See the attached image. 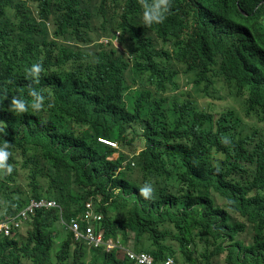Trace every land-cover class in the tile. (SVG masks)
Wrapping results in <instances>:
<instances>
[{
  "label": "trees",
  "instance_id": "obj_1",
  "mask_svg": "<svg viewBox=\"0 0 264 264\" xmlns=\"http://www.w3.org/2000/svg\"><path fill=\"white\" fill-rule=\"evenodd\" d=\"M140 7L138 0H0V121L7 132L0 133V145L11 143L13 171L22 172L25 183L22 198L13 201L22 206L27 196H46L72 202L84 190L116 182L130 188L151 182L162 190L178 186L181 171L189 186L212 189L244 221L228 218L227 230L208 223L198 233L206 236L196 256L190 246L196 243L187 236L192 212L184 207L170 230L154 223V204L143 209L151 221L141 214L122 219L124 204L115 198L104 206L105 234L132 238L135 249L158 261L172 255L182 264H215L212 256L225 251L227 264H264V0H172L171 14L150 27ZM114 28L121 48L99 43ZM38 61L44 72L39 84H31L26 71ZM220 78L231 92L232 83L237 92L248 86L262 109L245 112L257 119L250 124L233 109L223 112L219 119L233 123L211 138L215 115H198L192 95H212L209 88ZM185 80L190 91L180 100ZM30 87L45 97L43 109L10 111L14 96L30 105ZM96 136L118 140L132 156L107 158L113 150ZM219 158L227 164L224 171L220 163L214 166ZM125 160L126 170L115 177ZM12 176L2 177L0 192ZM59 218L56 209L37 211L28 240L0 251V264H130L107 253L88 259L71 233L61 238ZM248 224L252 240L245 244L238 236Z\"/></svg>",
  "mask_w": 264,
  "mask_h": 264
},
{
  "label": "clouds",
  "instance_id": "obj_2",
  "mask_svg": "<svg viewBox=\"0 0 264 264\" xmlns=\"http://www.w3.org/2000/svg\"><path fill=\"white\" fill-rule=\"evenodd\" d=\"M24 1L26 5H30V0ZM138 3L141 6L140 17H142V22L145 26L150 27L153 24H161L165 21L167 16L171 14L172 0H138ZM108 14L114 15L112 9L108 10ZM120 34V30L114 28L113 36L102 37L99 40V43L109 44L110 41L117 47L121 48L118 44V37ZM43 72V65L38 61L33 63L27 69L26 75L31 84H39L41 74ZM182 74L183 73H180L179 80ZM220 79H218L216 85L220 82L221 90H223L226 83ZM9 83H13V81L10 80ZM184 84H189L188 80L183 82L181 89ZM216 85H213L215 89L209 88L211 94L213 92L212 90H217ZM231 86L235 88L234 91H232V93H235V96L231 94L232 97H234L233 99L241 102L240 110H237L235 106L230 104L216 106L211 99H208V97L215 99H220L222 97L215 96L213 94L210 96L200 95V97L205 98V101L202 103H200L196 98L198 115L200 111L210 113L212 115L214 113L215 115H213L215 120L212 125V131H207L210 133L211 138L219 137L223 128L233 123L228 119H219L223 112H227L230 109L235 110L242 117L243 124L244 122H246V124L257 122L253 113L246 115L245 112L261 111L262 106L258 102L261 99L254 96L249 91L248 86H244L241 89V92H237L235 83H232ZM225 89L228 90L227 92H231L227 86ZM178 94V98L180 100L187 97L186 92L182 91ZM226 94L228 95V93ZM29 95L32 97L30 105L25 99L14 96L10 100L8 109L17 114H23L29 111V107H31L34 112L41 111L44 107L45 97L31 87ZM5 99H7V97H5ZM251 104L253 105L252 109L249 107ZM3 110L2 101H0V111ZM237 113L236 115H238ZM78 127L87 132L86 125L78 124ZM61 129L65 130L68 129V127H62ZM195 129L198 130V132L195 133V136L200 139L203 132L199 122L195 126ZM0 133L7 135L6 126L2 121H0ZM95 140L113 150L112 154L107 157L111 160L118 159L120 152H123L126 155L130 153L125 147L120 146L118 140L105 136H96ZM221 142L226 144L229 141L227 137H224ZM141 147L142 145L137 147L136 151L138 152L141 150ZM11 148V143L6 140L2 145H0V186L2 185V177L11 174L13 175L12 178L4 180L1 188L5 191V193L0 192V251H7L16 243L22 244L28 240L29 232L32 229L31 220L37 211L56 209L60 217L57 224H59V229L63 230L61 238L65 237L64 235L66 233H71L73 241L78 242L80 247H83L86 250L88 259L92 253H96L98 256H103L107 253L108 255L113 254L116 260L125 261L130 264H182L172 255H167L164 259L158 261L155 260L153 253L135 249L132 238H130L133 234L132 232L129 234L130 239H127V242H124L118 234L115 237L112 235L107 236L104 228L101 226V221L104 217V206L106 205L108 208L112 200L115 198H119L124 204L119 213L122 219L127 216L129 217L130 215L135 217L136 215L141 214L144 216V220H150L143 209L151 208L154 204L158 211L156 214L157 218L154 223L158 224L160 227L169 228L170 230L176 229L173 226L171 219L180 217L184 207L188 211L192 212L195 215V219L187 223V226L192 227V233L187 234V236L190 238V241L194 240L196 243L195 246L190 245L191 248L196 249V256H199V254L203 252L205 244L204 237L206 236H199L198 233L208 223H210L209 227L212 226V229L221 228V230H227L225 228L227 227L225 224L228 218L244 221V218L232 211L227 206L225 200L220 198L219 195L212 189L199 188L200 185L189 186L187 182L183 180L181 171L180 183H178V186H166L162 190L158 189L155 191L154 185L151 182H146L141 187L134 185L132 188L123 186L122 184L116 182V185L114 186L104 185L105 187L103 189L92 188L84 190L77 201L68 202L64 200H57L53 197L40 196L39 198H35L27 196L24 204L22 206H18L13 200L22 198V189L23 186H25V183L23 181L22 172H20L17 176L13 171V163L11 161L13 153L10 151ZM131 156L132 154H129V158ZM127 161L128 160H125L122 166H119L115 170V177H119L118 174L126 170L125 165ZM218 163L223 165V169L221 170L224 171L227 164L222 158L215 160L214 166H217ZM132 167H135L134 163H132ZM18 188H20L19 191H17ZM7 196L10 198H7ZM178 202L181 203L183 207L179 206ZM218 208L223 209L224 212H218L216 210ZM68 210L70 213L69 219L65 218ZM73 213L74 215L72 216ZM24 225H27V230L24 235H21L20 230ZM96 226H98L99 229H96ZM154 227L156 228L155 225ZM245 227V231L242 232L241 236H238V238L243 240L245 244H249L252 240V234L250 233L251 225L248 224L245 225ZM247 233L248 239L246 238ZM59 240L60 239H56V242ZM233 243H237V241H234ZM207 246L210 252L215 250L211 242H209ZM226 255L227 252L225 251L218 253L217 255H213L212 262L216 264V259L219 258L221 264H227L225 262ZM198 260H201L200 257Z\"/></svg>",
  "mask_w": 264,
  "mask_h": 264
},
{
  "label": "rangeland",
  "instance_id": "obj_3",
  "mask_svg": "<svg viewBox=\"0 0 264 264\" xmlns=\"http://www.w3.org/2000/svg\"><path fill=\"white\" fill-rule=\"evenodd\" d=\"M225 87H226V85H224V89L221 90V83L218 82V84L216 85L217 90L216 91L212 90L213 91L212 94L215 95V96H220L222 98L215 99V98L208 97V99H211V101H213V103L216 106H222V105H229L230 104V105L235 106L237 110H240L241 102L239 100L233 99L234 97H232L231 94H233V96H235V93L227 92L228 90L225 89ZM189 90H190V84H184L183 87H182V91L183 92H187ZM226 93H228L229 96ZM192 96L197 98V100L200 103L205 101L204 97L196 96L195 94H193ZM26 230H27V225H24L23 228L20 230V234L24 235L26 233ZM246 238L248 239V233H247V237ZM198 243H200V242H198ZM216 264H221L219 258L216 259Z\"/></svg>",
  "mask_w": 264,
  "mask_h": 264
}]
</instances>
